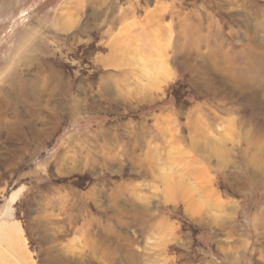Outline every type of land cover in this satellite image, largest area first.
Segmentation results:
<instances>
[{"label": "rangeland", "instance_id": "obj_1", "mask_svg": "<svg viewBox=\"0 0 264 264\" xmlns=\"http://www.w3.org/2000/svg\"><path fill=\"white\" fill-rule=\"evenodd\" d=\"M263 69L264 0H0V254L264 264ZM232 116L251 134L209 158Z\"/></svg>", "mask_w": 264, "mask_h": 264}, {"label": "clouds", "instance_id": "obj_2", "mask_svg": "<svg viewBox=\"0 0 264 264\" xmlns=\"http://www.w3.org/2000/svg\"><path fill=\"white\" fill-rule=\"evenodd\" d=\"M171 71V69H168ZM171 83H175L174 80L170 79L169 85H164L163 87L170 86ZM152 83L150 78L146 79L140 86L142 90H147L148 88L152 87ZM251 129L242 130V127L237 126V117L232 116L225 120V122L218 128V132L222 135H213L212 139L209 141L204 142L203 148L206 155L209 156V158H218L217 154L221 150L222 144L225 142L232 144L233 146L239 145L244 138H246L248 135L251 134ZM211 135V134H210ZM187 154L191 156L193 152H195V146H193L192 149L186 150ZM172 178V174L170 171L162 172L160 175L155 177V181L148 185L150 187L152 194L161 192L164 190V187L166 186L165 183L168 179ZM160 184V186H156L157 184ZM187 199L191 200L193 202V206L189 209L192 217L198 218L202 214H207L210 219L213 220L214 223H216V220L219 215H223V213H217L211 209L210 201L206 198H201L200 193L196 191H191L187 195ZM146 202V201H144ZM218 226V224H217ZM246 247V245H244ZM239 248H228L225 249L227 252H233V251H239ZM82 258L83 253L87 251L86 248L80 249Z\"/></svg>", "mask_w": 264, "mask_h": 264}, {"label": "bare ground", "instance_id": "obj_3", "mask_svg": "<svg viewBox=\"0 0 264 264\" xmlns=\"http://www.w3.org/2000/svg\"><path fill=\"white\" fill-rule=\"evenodd\" d=\"M69 2V1H68ZM66 11H67V9H66ZM63 13H64V11H63ZM211 21V20H210ZM199 36V35H198ZM113 50V49H112ZM119 53H121L120 51H119V49L117 50L116 48H115V50L111 53L112 55H111V57L112 58H117L118 56H120L119 55ZM220 61H224L223 60V58L221 57V60ZM222 63V62H221ZM185 65V64H184ZM187 65V64H186ZM144 69V68H143ZM147 70V69H146ZM145 69L143 70L144 72L146 71ZM264 70V69H263ZM143 71H141L140 73L139 72H137V74L136 75H133L132 73H129V75H125V76H127V79L129 80V81H132V78L133 77H135V76H138L139 78H141L142 76H143V74H144V72ZM263 72V74L262 75H264V71H262ZM5 74V73H4ZM132 77V78H131ZM161 80L159 81V83H166L165 81L168 79V77L165 75V74H161ZM263 78H264V76H263ZM12 86V85H11ZM6 98V97H5ZM4 99V98H3ZM6 100V99H5ZM250 101V100H249ZM253 101V100H252ZM199 128V127H198ZM202 151V150H201ZM200 166V165H199ZM166 183V182H165ZM169 187V186H168ZM171 188L172 189H170L169 190V188H168V190L165 192V194H164V199H165V202H174L175 201V198H176V194H177V192L178 191H174V186L172 187L171 186ZM203 188V187H202ZM204 188H206V187H204ZM207 189V188H206ZM203 190H205V189H203ZM208 191H206V193H207ZM215 193V192H214ZM182 194V193H181ZM210 194V193H209ZM213 194V193H212ZM187 195H188V193H187ZM206 196V195H205ZM211 197H212V195H210ZM191 205V204H190ZM13 229H10V230H8V231H6V230H2L1 231V233H0V244L3 242V241H6V242H8L9 243V245H11L12 247H15V244H16V240H14L13 238H12V236H11V234H9V232L10 231H12ZM15 250V249H14ZM16 251V250H15ZM0 264H11V262L9 261V260H7L6 259V257L4 256V255H1L0 254Z\"/></svg>", "mask_w": 264, "mask_h": 264}]
</instances>
